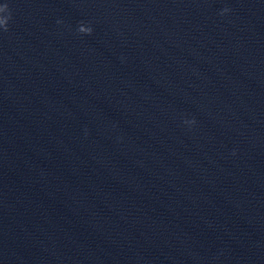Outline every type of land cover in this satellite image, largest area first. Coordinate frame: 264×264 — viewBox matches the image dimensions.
<instances>
[{
    "label": "clouds",
    "instance_id": "9594fccd",
    "mask_svg": "<svg viewBox=\"0 0 264 264\" xmlns=\"http://www.w3.org/2000/svg\"><path fill=\"white\" fill-rule=\"evenodd\" d=\"M229 9H224L223 12H227ZM223 12L221 14H223ZM11 19V11L9 9V5L7 2L0 4V28L4 31L8 30V24ZM79 32L90 35L92 33V28L87 26V28L79 27ZM190 123H195V121H191Z\"/></svg>",
    "mask_w": 264,
    "mask_h": 264
}]
</instances>
